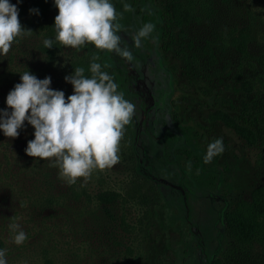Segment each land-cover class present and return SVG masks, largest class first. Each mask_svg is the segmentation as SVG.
<instances>
[{
  "label": "rangeland",
  "instance_id": "obj_1",
  "mask_svg": "<svg viewBox=\"0 0 264 264\" xmlns=\"http://www.w3.org/2000/svg\"><path fill=\"white\" fill-rule=\"evenodd\" d=\"M24 1L10 3L19 9ZM48 1L54 6V0ZM110 2L122 26L121 46L134 57L129 63L115 53L102 51L101 56L116 70L118 91L135 105L119 163L70 186L49 161L26 155L27 142L34 139L31 125L25 122L15 139L0 131V249H6L7 264H208L209 252L227 247L224 252L233 254H224L225 264H264L261 247L238 250L227 244L223 230V219L236 202L249 200L255 188L264 186V129L256 143H249L212 115L217 104H228L243 120L234 48L218 46L210 25L169 18L163 0ZM124 4L133 11H124ZM53 8L49 17L55 18ZM149 22L155 26L151 36L141 48L133 47L130 36ZM32 32L0 56V109H7V94L27 70L38 79L51 77L50 88L66 98L73 93L64 77L70 75L66 63L76 49L61 47L49 63L40 49L41 30ZM245 97L264 111L254 94ZM217 138L224 151L205 164L207 146ZM131 184L152 190L145 194L155 199L151 220L140 221L142 209L130 203L115 210L124 225L116 218L99 225L92 213L101 211L97 191L123 193ZM10 223L27 234L20 246L11 242Z\"/></svg>",
  "mask_w": 264,
  "mask_h": 264
},
{
  "label": "clouds",
  "instance_id": "obj_2",
  "mask_svg": "<svg viewBox=\"0 0 264 264\" xmlns=\"http://www.w3.org/2000/svg\"><path fill=\"white\" fill-rule=\"evenodd\" d=\"M21 0H17L19 4ZM58 14L54 18L55 36L45 39L43 45L80 50L92 45L98 51L115 53L131 63V49L121 46L118 33L122 26L117 22L118 13L110 0H54ZM124 11H133L124 4ZM30 13L38 10L30 9ZM122 16V13L119 14ZM155 26L145 23L131 35L133 47H142V41L151 36ZM19 20V9L10 0H0V56H7L18 38L30 36ZM157 41L153 39V43ZM91 78L85 69L77 67L64 77L73 87V93L65 97L60 90L50 88L51 77L38 79L28 70L20 74L6 97L7 109H0V131L9 139L19 136L25 122L34 128V139L27 142L25 153L34 160L49 161L50 167L58 169V178L68 185L83 179L86 183L94 171L103 172L119 163L120 143L126 126L135 115V105L118 92V85L92 57ZM107 68L110 65L105 64ZM224 151L222 138L207 146L204 163ZM189 170L191 168L189 164ZM14 235L12 243L22 245L27 234L18 223H10ZM0 264H7L6 249H0Z\"/></svg>",
  "mask_w": 264,
  "mask_h": 264
},
{
  "label": "trees",
  "instance_id": "obj_3",
  "mask_svg": "<svg viewBox=\"0 0 264 264\" xmlns=\"http://www.w3.org/2000/svg\"><path fill=\"white\" fill-rule=\"evenodd\" d=\"M163 1L169 18L174 20L183 18L185 21L199 23L203 28L210 25L215 29L214 41L218 46L225 44L229 48H234L236 52L233 63L236 72L234 78L239 79L244 94L241 98V110L238 112L243 122L234 115L236 113L228 104H217L212 115L231 125L236 133L249 143H256L264 129V111L261 107L254 109L251 101L245 96L247 93L254 94L257 100L264 103V0ZM53 7L48 0H25L19 8V16H22L20 23L26 26L25 29L41 30L44 40H54V17H49L54 11ZM30 9L38 12L30 13ZM60 48L58 43H54L51 49L45 48L43 43L40 44V49L46 54L49 63L55 60ZM86 48V53L80 54H78L79 50H73L71 58L66 63L67 71L72 74L75 68L82 67L85 69V77L91 78L89 68L93 62L92 57L98 55L99 60L95 62L100 63L101 70L107 72L117 84L116 70L103 67L104 64L101 62L103 52L92 45H87ZM149 182V179L144 178V186L149 187ZM124 189L125 192L121 193L116 189L108 188L97 191L94 195L101 211L92 213L97 216L99 225L113 218L118 220L119 225H124L122 215H117L115 210L118 205L130 203L139 205L142 209L143 216L140 221L147 223L151 220L155 199L150 196L145 197L149 188L144 190L141 184H131ZM148 191L152 192L151 189ZM77 192L79 191L76 190ZM232 209L223 219L227 244L237 247L238 250L261 247L264 251V186L255 188L249 200L242 198L238 200ZM228 249L227 247L217 253L209 252L208 257H205L207 263L225 264L224 254L226 253L228 257L229 254H233L224 252Z\"/></svg>",
  "mask_w": 264,
  "mask_h": 264
}]
</instances>
